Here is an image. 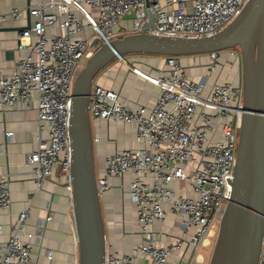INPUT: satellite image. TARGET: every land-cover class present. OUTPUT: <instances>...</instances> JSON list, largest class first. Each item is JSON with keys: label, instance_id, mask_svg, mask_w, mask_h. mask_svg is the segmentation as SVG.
<instances>
[{"label": "built area", "instance_id": "built-area-1", "mask_svg": "<svg viewBox=\"0 0 264 264\" xmlns=\"http://www.w3.org/2000/svg\"><path fill=\"white\" fill-rule=\"evenodd\" d=\"M248 1L28 0L25 10L13 6L10 21L19 22L26 14L31 23L18 35L22 55L13 71L0 72V110L21 106L36 113V148L26 159L36 189L58 169L70 191L72 85L98 45L117 39L113 27L122 18L131 16L133 34L152 14L148 33L199 39L225 29ZM225 52L240 60L238 49ZM221 53L207 54V74L197 78L185 75L180 57H161L164 67L156 68L154 76L121 60L158 89L150 105L134 107L94 79L88 102L93 146L101 142L96 133L100 123L135 126L130 148L104 156L96 188L100 195L110 190V178L120 180L134 207L130 235L143 239L128 253L106 247L104 264H182L186 251L196 255L219 227L232 194L243 98L241 85L210 82L211 73L221 68ZM6 137L11 140L12 133ZM9 183L8 176L0 175V214L11 206ZM170 214L176 218L166 226ZM29 217L26 207L10 223L8 239L0 243V264H36L32 240L41 241L52 218L38 223L33 235L26 231ZM44 258L51 262L53 253L46 250ZM257 264H264V235Z\"/></svg>", "mask_w": 264, "mask_h": 264}, {"label": "water", "instance_id": "water-1", "mask_svg": "<svg viewBox=\"0 0 264 264\" xmlns=\"http://www.w3.org/2000/svg\"><path fill=\"white\" fill-rule=\"evenodd\" d=\"M152 24L150 14L138 33L99 44L72 85L69 187L77 264H104L105 259L88 116L89 94L96 76L114 61L132 55L187 57L232 49L240 52L242 115L232 194L208 264H257L264 235V0H249L230 25L209 37L156 36L148 33Z\"/></svg>", "mask_w": 264, "mask_h": 264}, {"label": "crops", "instance_id": "crops-1", "mask_svg": "<svg viewBox=\"0 0 264 264\" xmlns=\"http://www.w3.org/2000/svg\"><path fill=\"white\" fill-rule=\"evenodd\" d=\"M28 0H0V72L9 74L14 69L16 59L22 54L17 50L18 35L22 28L28 27L31 20L25 17L19 22L8 19V13L13 6L24 9ZM95 17L96 12L91 11ZM117 38L133 34L131 16L124 17L113 27ZM128 63L144 74L156 75V68H163V59L156 56L132 55L127 56ZM181 67L186 76L197 78L207 74L209 64L208 55H198L180 58ZM221 68L215 77L211 76L210 82L231 83L241 85L240 60L231 58L226 52L220 54ZM103 76L95 78V82L127 99L134 107L150 105L159 93L150 83L138 78L126 64L118 60L102 70ZM36 113L33 110L25 111L21 106L11 110H0V175L10 179L9 190L11 206L6 213L0 214L1 235L0 243L8 239L9 226L14 217L26 207L30 209V217L26 222V231L29 234L37 233V225L46 216L51 215V221L46 223L43 237L39 242L34 238L35 244L31 253L36 264H77V241L72 220L70 191L64 175L55 169L51 178L36 189V184L30 175L31 168L27 165V155L36 148ZM100 123V130L96 133L101 137V142L94 146V161L96 175L103 169L105 155L114 153L121 148H130L135 135L133 124ZM111 126V127H109ZM12 133V138L6 137ZM110 190L99 195L102 219L105 232L107 249L116 252L128 253L132 244L143 241L141 237L131 236L130 230L135 227L134 207L127 194L120 189V180L112 177L109 179ZM119 188V189H118ZM174 215H168L166 226L173 223ZM23 238V237H22ZM165 238L160 239L163 241ZM158 242V241H157ZM210 245L207 239L196 255L189 249L186 251L182 264H203L206 251ZM46 250L53 253L51 262L44 258ZM202 250V252H201Z\"/></svg>", "mask_w": 264, "mask_h": 264}, {"label": "rangeland", "instance_id": "rangeland-1", "mask_svg": "<svg viewBox=\"0 0 264 264\" xmlns=\"http://www.w3.org/2000/svg\"><path fill=\"white\" fill-rule=\"evenodd\" d=\"M187 57H192V56H187ZM180 58L182 59V58H184V57H180ZM125 59L128 61V58H125ZM118 61H119V60H118ZM119 62H121L122 64H124L123 61H119ZM84 65H85V63H83V66H84ZM124 65H125V64H124ZM103 73H104V72L101 71V72L99 73V75H98L97 78L103 76ZM215 74H216V73H211V76L215 77V76H216ZM111 126H113V124H112ZM111 126H109V127H111ZM126 148H128V147H126ZM121 149H122V148H121ZM118 189H119V188H118ZM217 231H218V228H217V229L214 228L213 231H212V233H211V236H210V238H209V240H210V245H209V247L207 248V251H206V258H205L203 264H208V262H209V259H210L211 253H212V249H213V247H214V243H215V240H216ZM201 252H202V250H201Z\"/></svg>", "mask_w": 264, "mask_h": 264}]
</instances>
